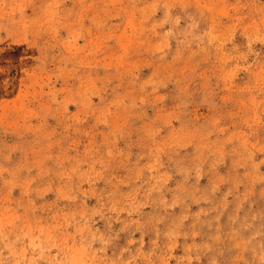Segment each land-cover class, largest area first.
I'll list each match as a JSON object with an SVG mask.
<instances>
[{
	"label": "rangeland",
	"instance_id": "rangeland-1",
	"mask_svg": "<svg viewBox=\"0 0 264 264\" xmlns=\"http://www.w3.org/2000/svg\"><path fill=\"white\" fill-rule=\"evenodd\" d=\"M0 264H264V0H0Z\"/></svg>",
	"mask_w": 264,
	"mask_h": 264
}]
</instances>
